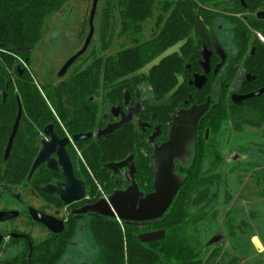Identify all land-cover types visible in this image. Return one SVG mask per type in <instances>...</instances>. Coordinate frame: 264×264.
Instances as JSON below:
<instances>
[{
  "label": "flooded vegetation",
  "instance_id": "af4514ba",
  "mask_svg": "<svg viewBox=\"0 0 264 264\" xmlns=\"http://www.w3.org/2000/svg\"><path fill=\"white\" fill-rule=\"evenodd\" d=\"M174 1L177 0H167L168 4L159 8L158 13L151 18L153 23H150L151 20L148 22L152 25V28L149 31L147 29L146 33L149 40L157 39L164 29H168L167 25L174 19L178 21L183 19L180 9L175 5H170ZM195 1L197 7L194 11L198 21L205 29L203 36L198 35L194 28L188 38L177 42L153 60L147 71L144 67L129 74L117 75L115 82L102 85L98 93L84 99L89 108L83 107V104L80 103L81 93L73 95L71 93L72 86L69 85L83 73V69L78 70V64L81 60L84 61V55L73 64L64 76L59 77L60 71L68 59L54 73V78L48 82L43 81V78L51 77V73L44 67V64L48 65L47 62L41 66L40 57L31 59L16 57L17 61L11 71L10 78L14 92H0V126L12 125L9 137L8 129L3 135V138L8 137L2 150L3 164L6 165L9 162L14 149L15 141L11 155L5 161V153L19 113V105L21 121L18 132L22 125L35 126V119L28 116V109L21 100L20 92L16 89L15 78L29 76L32 79L50 109L51 121L35 139L36 155L27 178L17 189H10V186L0 183L2 191L0 212L20 213L17 219L0 222V235L4 237V241L0 245V253L4 246L16 254L24 252L25 249L20 246V243L13 244L12 241H27L29 247L27 256L31 261L29 256L30 253L32 256L30 244L32 241H44L48 238L60 239L57 246L63 253L67 251L68 246L74 244L77 236L88 233L93 243V254H97L98 260L104 250L95 240L93 229L98 222L105 219L114 221L121 227L132 228V235L136 242L144 246H134L135 255L136 252L150 251L152 249L150 245L154 242L142 243L139 236L165 231L163 228L154 229V227L160 220H163L169 211L162 218L154 221L156 224H152L154 222H123L117 218L80 213V211L98 204L103 199L108 201L115 192H125L132 186L125 177V174L130 172L128 167L121 169L118 174L104 170L105 166L124 163L130 157H133L134 180L139 192L143 197L152 194L155 184V175L151 168L152 158L155 155L154 148H160L170 141L171 124L181 111H188L193 107H200L208 103L206 113L196 126L195 141L189 147V162L183 164L181 161H176L175 174L185 181L184 175L180 174L181 170L189 171L187 169L192 167L194 157L206 156L207 150L201 151V147L205 144L211 146L213 143L215 147L220 148L221 155L224 156L222 149L224 130L226 131L228 125L232 128V124L228 121L222 123L220 128L218 127L217 134L216 119L218 115H225L228 111L233 113V111L252 109L257 104H264V93L256 98H245L264 90V19L258 18L260 13H264V0ZM53 32L49 35L48 44ZM174 47H178V49L164 55ZM203 48L209 55L208 72L202 65ZM158 59L159 61L154 63ZM164 61L175 64L170 70V74L173 76V87L167 91L165 86L169 81L167 83L164 81V85H161L162 94H157L152 80L156 74H166L160 69L155 70V67ZM105 74L106 71L103 70L102 78L105 77ZM196 77H199L198 79L205 78L203 86L195 84ZM2 94L5 95V98ZM8 99L13 100V107L7 103ZM260 101L262 103H259ZM79 109H83L81 114ZM129 116H131V120L127 126L104 134L109 128L125 122ZM49 126L55 141L45 133ZM87 135H91V137L76 140L77 137ZM123 141L127 143V156L123 159L120 156H112L106 163L108 161L107 154L114 153L113 149L117 148V151L120 152ZM44 142L53 144L54 152L51 155V161L55 164V170H51L48 163L43 164L29 181L32 166L44 149ZM62 148L69 159L74 182L67 174V161L60 156ZM212 150H216V148L210 151ZM140 174L143 177H140ZM72 184L75 186L70 196H73L75 190L82 185L84 198L74 201L70 205H66L58 193L47 195L42 191L50 186L66 192ZM31 199H35L38 205L31 204ZM29 209H34L62 222L63 232L55 234L44 225L35 222L29 214ZM24 222L32 227L44 228L48 233L47 237L43 240L33 238ZM16 223H21V226L15 227ZM8 227L11 228L8 229ZM14 236H18V238H14ZM7 240H9L8 245L13 246H8ZM136 256L138 257V255ZM7 260L0 264H4ZM97 260L93 264H97Z\"/></svg>",
  "mask_w": 264,
  "mask_h": 264
},
{
  "label": "trees",
  "instance_id": "16d2710c",
  "mask_svg": "<svg viewBox=\"0 0 264 264\" xmlns=\"http://www.w3.org/2000/svg\"><path fill=\"white\" fill-rule=\"evenodd\" d=\"M69 2L70 0H0V92H14L10 78L17 61L16 57L32 58L30 56L45 43L52 16L63 12ZM109 4L111 9L116 8L114 13L120 15L121 29L117 39L119 42L109 55L90 59L88 66L83 68V73L69 83L73 95L81 93L80 103L86 108L89 106L84 99L98 93L102 85L115 82L117 75L129 74L146 67L177 42L188 38L194 28L198 35L203 36V32L205 33L194 11L197 7L195 0H177L170 3L180 9L183 19L180 21L174 19L167 25L168 29H164L154 40L146 37L148 22L158 13L159 8L168 4L167 0H111ZM20 49H32V53H23ZM173 65L174 62L164 61L155 67V70L166 72V76L162 74L153 76L152 83L157 89V94H162L161 85L165 82L169 81L165 86L167 91L173 87V76L170 74ZM103 70L106 71L104 78L101 75ZM15 82L21 100L28 109V116L35 119V126L28 124L20 127L12 156L6 165L3 164L2 150L11 133L12 125L0 126V183L10 186V189H17L27 178L36 155L35 139L51 121L50 109L32 79L23 76L15 78ZM7 103L11 107L14 105L12 99H8ZM83 109H79L80 114ZM216 121L217 134L218 127L220 128L226 121L231 122L232 128L235 129L251 126L264 130V104L233 113L228 111L225 115H218ZM7 129L8 137L3 138ZM215 148L216 150L210 151ZM117 149H113L114 153L107 154V160L112 156H120L122 159L127 156L126 142L121 143L120 152ZM206 150V156L193 158L192 167L187 169L189 171L181 170L180 174L185 178L184 184L167 215L154 227L165 229L164 240L152 243L150 251L136 252L137 257L134 246H144L136 242L132 228L121 227L116 222L105 219L98 222L93 229L95 240L104 250L97 264H213L211 259L205 256L209 249L202 241V234L203 230L213 223L214 206L217 202L213 190L222 178L221 170L225 161L220 148L215 147L213 143L211 146L205 144L201 147V151ZM237 172L240 178L244 175L241 172H244L250 178L264 180V171L255 166H241ZM207 175L211 177L204 178ZM140 177L143 175L140 174ZM150 183L152 184V181ZM1 192L0 190V197ZM59 241L60 239L54 238L32 241L31 261L27 256L29 254L27 241H12L13 244L20 243L25 251L17 253L4 264H57L62 256V251L57 246Z\"/></svg>",
  "mask_w": 264,
  "mask_h": 264
},
{
  "label": "rangeland",
  "instance_id": "374dc122",
  "mask_svg": "<svg viewBox=\"0 0 264 264\" xmlns=\"http://www.w3.org/2000/svg\"><path fill=\"white\" fill-rule=\"evenodd\" d=\"M110 1H99L94 23L95 35L83 56L88 58H83L84 61L81 60L78 64L79 71L88 66L90 59L109 55L119 42L117 39L121 29L120 15L114 13L116 8L111 9ZM92 4L93 0H70L63 12L52 16L45 43L31 56L40 57L41 66L44 62L48 63L44 64V67L51 73V77L43 78V81L48 82L54 78L53 75L60 66L83 48L89 34ZM150 23H153V20ZM150 23L148 31L152 28ZM56 29L60 30V38L50 45L47 42L49 35ZM177 49L178 47H174L164 55ZM158 61L159 59L154 63ZM151 63L146 66L145 71L151 67ZM224 134L222 149L225 165L221 170L222 178L213 190L217 197L215 215L212 213L213 223L203 230L202 241L207 246L218 234L223 235L224 240L221 244L208 248L209 252L205 253V256H208L213 264H264V180L250 178L244 172H241L244 175L240 178L237 172L241 166L246 165L264 171V130L251 126L235 129L228 125ZM206 177L211 176H204ZM33 200L35 199L30 200L31 204L38 205V202ZM24 223L33 238L43 240L47 237L48 233L44 228ZM20 226L21 223H16L15 227ZM93 253L91 238L88 233H83L62 253L57 264H93L97 260V254ZM15 254L16 252L4 246L0 253V262Z\"/></svg>",
  "mask_w": 264,
  "mask_h": 264
},
{
  "label": "water",
  "instance_id": "95a60500",
  "mask_svg": "<svg viewBox=\"0 0 264 264\" xmlns=\"http://www.w3.org/2000/svg\"><path fill=\"white\" fill-rule=\"evenodd\" d=\"M100 0H93L92 10L89 19V34L84 43L83 48L72 58H70L60 71L59 77H62L66 72L77 62L79 58L86 54L88 51L93 37L95 35V18L97 14L98 4ZM259 19H264V13L258 15ZM60 37L59 30H55L50 39L49 44L52 45ZM23 53H31L32 49H20ZM204 60L202 65L208 72L209 66V55L203 48ZM196 77L195 84L203 86L205 78ZM198 79V80H197ZM202 79V80H201ZM264 90L251 94L246 99L256 98L261 96ZM5 98V95L2 94ZM208 109V103L200 107H193L188 111H181L175 116L173 123L171 124L170 130V141L161 146L160 148H154L155 155L152 158L151 168L153 169L155 175L154 192L152 194L143 197L139 192L137 185L135 184L134 174L135 168L132 163V158L130 157L126 162L121 164H110L104 167L105 171H111L114 174H118L121 169L126 167L129 168L130 172L125 174L127 181L131 182L132 186L128 188L125 192H115V194L107 200L103 199L98 204L87 207L80 211V213H92L96 215H102L108 218H117L123 222H133V223H146L154 222L162 218L171 208L174 199L176 198L180 188L182 187L184 180L175 174V162L181 161L183 164L189 162V147L194 143L196 136V126L202 116L206 113ZM131 116L125 119L122 124L109 128L104 134H109L115 129L123 128L127 126L130 122ZM21 121V107L19 105V113L16 119V123L9 140V144L5 153V161H7L11 155L13 144L18 133V129ZM45 133L54 139L55 137L51 131V127H47ZM91 137V135L77 137L76 140ZM44 149L40 153L39 157L34 162L28 180L31 181L34 173L43 164L48 163V167L55 170V164L51 161V155L54 152L52 148L53 144L43 143ZM60 156L62 159L67 161L68 176L74 182V177L71 174V165L66 153L63 148L60 150ZM74 184L71 188H68L66 192H62L59 189L56 190L50 186H47L42 191L47 195H54L58 193L66 205H70L74 201L81 200L84 198V188L81 185L75 194L70 196L71 191L74 189ZM29 214L31 218L45 227H47L51 232L55 234H60L64 230L62 222L55 220L54 218L44 215L34 209H29ZM20 216L19 212H0V222H5L9 220L17 219ZM156 224V222L152 223ZM165 231H158L149 234H144L139 236V240L142 243H150L161 241L165 238ZM18 238V236H14ZM224 240L223 235H215L207 244V247L217 246L221 244ZM4 241V237L0 235V245ZM31 258V253L29 259Z\"/></svg>",
  "mask_w": 264,
  "mask_h": 264
}]
</instances>
